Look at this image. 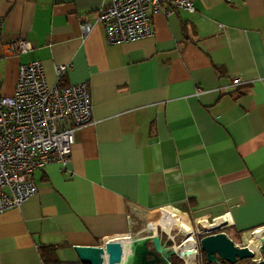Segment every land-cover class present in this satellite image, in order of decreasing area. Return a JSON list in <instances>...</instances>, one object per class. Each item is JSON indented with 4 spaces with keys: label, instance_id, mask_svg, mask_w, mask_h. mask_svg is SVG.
I'll list each match as a JSON object with an SVG mask.
<instances>
[{
    "label": "crops",
    "instance_id": "obj_1",
    "mask_svg": "<svg viewBox=\"0 0 264 264\" xmlns=\"http://www.w3.org/2000/svg\"><path fill=\"white\" fill-rule=\"evenodd\" d=\"M108 3L0 0V95L39 61L48 85L65 65L59 83L86 84L91 98L68 162L33 171L36 194L0 214V264H77L74 247H100L129 223L138 235L149 213L257 232L250 243L264 228V0H196L122 44L98 21ZM16 39L29 49L9 53Z\"/></svg>",
    "mask_w": 264,
    "mask_h": 264
},
{
    "label": "built area",
    "instance_id": "obj_2",
    "mask_svg": "<svg viewBox=\"0 0 264 264\" xmlns=\"http://www.w3.org/2000/svg\"><path fill=\"white\" fill-rule=\"evenodd\" d=\"M195 1L109 0L99 9L98 21L110 44L140 41L152 35L154 15H169L179 9L192 14ZM5 47L12 54L29 49L22 39L13 40ZM67 68L65 65L56 66L57 82L48 85L41 62L19 65L12 95H0V214L18 208L36 194L31 180L33 171L51 163L66 164L75 133L91 123V98L87 85L59 83ZM238 83L236 80L235 84ZM162 232L169 237L174 248L181 245L183 251L189 250L196 255L191 262H184L178 255L175 259L183 264H200L197 236L207 235V231L192 230L191 247L184 246L185 235ZM177 236L184 238L179 242Z\"/></svg>",
    "mask_w": 264,
    "mask_h": 264
},
{
    "label": "water",
    "instance_id": "obj_3",
    "mask_svg": "<svg viewBox=\"0 0 264 264\" xmlns=\"http://www.w3.org/2000/svg\"><path fill=\"white\" fill-rule=\"evenodd\" d=\"M222 229L223 226H220L207 231V235L197 236L205 264H247L245 261L255 259L253 251L247 246H236L221 232ZM142 233L134 235L129 223L127 234L110 239L103 247H74L77 264H172L175 255L184 262L196 259L194 252L183 251L181 245L174 248L162 230L152 228L150 235ZM258 253L261 258L254 264H264V236Z\"/></svg>",
    "mask_w": 264,
    "mask_h": 264
},
{
    "label": "bare ground",
    "instance_id": "obj_4",
    "mask_svg": "<svg viewBox=\"0 0 264 264\" xmlns=\"http://www.w3.org/2000/svg\"><path fill=\"white\" fill-rule=\"evenodd\" d=\"M148 226L152 229H157L158 227H160L163 231H166L167 233H170L171 234V231L173 230H176V232H178L180 235H185V238L186 240L184 241V246L185 247H191L193 245V240L191 238V232H192V227L191 229H184V228H181V227H176L174 226L173 224L165 221V220H162V219H159V218H154V217H151L150 215H148ZM210 224H207L206 227H204L202 224H199L198 226L201 227V229H203L204 231H211V230H214L216 229L217 227H220L222 225H213L214 221H211L209 222ZM181 228L182 230H184V232L179 229ZM264 236V229L259 232L256 237H255V240L250 243L249 246H247L251 251H253V253L256 254H259L258 253V248L260 246V240L261 238Z\"/></svg>",
    "mask_w": 264,
    "mask_h": 264
},
{
    "label": "rangeland",
    "instance_id": "obj_5",
    "mask_svg": "<svg viewBox=\"0 0 264 264\" xmlns=\"http://www.w3.org/2000/svg\"><path fill=\"white\" fill-rule=\"evenodd\" d=\"M148 215H150V213L149 214H147V215H139L138 216V218H137V222H138V225H139V227L140 228H142V230L141 231H144L142 234L143 235H150V232H151V228L148 226ZM198 220V219H197ZM192 221V220H191ZM196 221V220H195ZM192 223V230L193 231H196V229H198L199 231H204L203 229H201V227H199L197 224H195V222L193 221V222H191ZM157 230L159 231L160 230V228L158 227L157 228ZM224 232V231H223ZM171 233H176V230H173V231H171ZM227 236H228V238H230L232 241H233V243L236 245V246H238V247H243V246H248L249 245V243H250V240H251V238L257 233H255V234H253V235H251L249 238L247 237V239L245 240L244 239V236H232V235H229V233L228 232H224ZM179 234V233H178ZM180 235V234H179ZM178 238H179V242H181V240L184 238L183 236H177ZM245 240V241H244ZM254 241V239L251 241V242H253ZM261 258V255L260 254H256L255 255V261H258L257 259H260ZM245 263H247V264H254L252 261H250V260H247V261H245ZM172 264H181V262H179V261H177L176 259H174L173 258V260H172Z\"/></svg>",
    "mask_w": 264,
    "mask_h": 264
},
{
    "label": "trees",
    "instance_id": "obj_6",
    "mask_svg": "<svg viewBox=\"0 0 264 264\" xmlns=\"http://www.w3.org/2000/svg\"><path fill=\"white\" fill-rule=\"evenodd\" d=\"M262 229H264V228H262ZM262 229H260V230H262ZM240 235H238V237H239ZM44 251H46V250H50V249H43ZM44 251H43V256H44ZM50 251H52V250H50Z\"/></svg>",
    "mask_w": 264,
    "mask_h": 264
}]
</instances>
